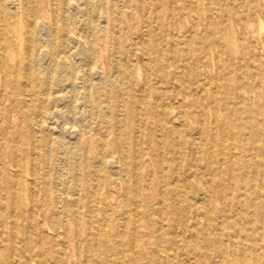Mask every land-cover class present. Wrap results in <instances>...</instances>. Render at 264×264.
<instances>
[{
    "label": "rangeland",
    "instance_id": "rangeland-1",
    "mask_svg": "<svg viewBox=\"0 0 264 264\" xmlns=\"http://www.w3.org/2000/svg\"><path fill=\"white\" fill-rule=\"evenodd\" d=\"M76 1L0 0V264H264V0H187L191 13L180 0ZM158 3L178 10L171 21L154 19ZM61 40L70 65L45 113L34 62L47 75ZM75 133L90 158L105 145L103 167L75 156ZM196 209L208 218L177 242L168 220Z\"/></svg>",
    "mask_w": 264,
    "mask_h": 264
},
{
    "label": "bare ground",
    "instance_id": "bare-ground-1",
    "mask_svg": "<svg viewBox=\"0 0 264 264\" xmlns=\"http://www.w3.org/2000/svg\"><path fill=\"white\" fill-rule=\"evenodd\" d=\"M7 1V0H6ZM78 1V0H77ZM77 1H76V3H77ZM118 1V0H117ZM181 2H182V10L183 11H186V12H189V13H191V11H189V8L187 7V6H189L188 5V2H187V0H180ZM3 2H4V0H3ZM79 4V3H78ZM162 3H158V5L162 8V10H159V8L157 7V8H154V15H155V18L154 19H157L158 17H159V13L160 12H166V15L168 16V19L171 21L172 20V18L177 14V12H178V10L176 9V8H174V6L173 5H170V6H168V7H164L165 6V4H163V5H161ZM20 5V4H19ZM76 6V5H75ZM95 6V5H94ZM76 8V7H75ZM78 8V7H77ZM72 11H75L74 9L72 10ZM68 12H70V11H68ZM77 12V11H76ZM112 12V11H111ZM77 14V13H76ZM147 14V13H146ZM69 18V17H68ZM27 19V18H26ZM6 20V19H5ZM42 20V19H41ZM64 20H65V18L64 17H61L60 18V24L62 23V22H64ZM102 20V19H101ZM43 21V20H42ZM53 22V21H52ZM44 23V22H43ZM101 23V22H100ZM122 23H123V21H122ZM27 24V23H26ZM50 24V23H49ZM38 25V24H37ZM45 25V24H44ZM104 25V24H103ZM1 26V25H0ZM43 26V25H42ZM80 26H82V25H80ZM87 26V24L85 25V27ZM28 27H30L29 25H28ZM89 27H90V25H89ZM40 28H42V29H40V31H42V32H44V33H46V29L48 28V26L46 27V29H45V31H44V27H40ZM58 27H57V25H54L53 27H52V29L50 30V32L47 34V37L49 38V41H54V40H57V32H58ZM64 29V28H63ZM70 30V29H69ZM107 30V29H106ZM62 31V30H61ZM90 31V30H89ZM96 31V30H95ZM63 32V31H62ZM71 32V31H70ZM91 32V31H90ZM147 34V33H146ZM74 35V34H73ZM75 36V35H74ZM80 36H82V35H80ZM147 36V35H146ZM73 37V36H72ZM71 36H69V34H68V32H66V34L64 35V39H66V41H76L74 38H72ZM83 37V36H82ZM90 38V37H89ZM77 39V38H76ZM106 39V38H105ZM30 40V39H29ZM78 40V39H77ZM82 40V39H81ZM89 40V39H88ZM41 41V40H40ZM17 42V41H16ZM29 42V41H28ZM64 42L65 41H63V40H61V45H60V48H52L49 52H47V53H45V51L43 52V54L45 53V55H44V57H47V59H48V61L50 60L51 61V67H50V69L47 71L48 72V78H47V75H45V73H43L42 72V70H41V68H40V63L42 62V60H43V58L41 57L42 56V54H41V56L34 62V74H35V84H33V93L31 94V100H33L32 102H37L38 103V105H39V107L42 109H44L45 110V113H47L48 111L50 112V110H52V104H54L55 102H57L56 101V99L54 98H52V94L53 93H55V94H57V93H59L58 92V87H59V84H60V80L62 79V77H63V75L65 74V72H66V70H68V68H69V65L70 64H68L67 63V58H62V60H61V62L62 63H60L59 64V62L57 61V59L58 58H60V56L59 55H63L64 53H65V51H66V48H64V46H65V44H64ZM81 42H83V41H81ZM87 42V41H86ZM77 43H78V41H77ZM118 43V42H117ZM44 44V43H43ZM84 44V43H83ZM89 44V43H88ZM46 45V44H45ZM117 45V44H116ZM84 46H85V44H84ZM88 47H90V46H88ZM26 48V47H25ZM32 48V47H31ZM117 48V47H116ZM2 49V48H1ZM47 49V48H46ZM137 49V48H136ZM30 50H32V49H28V54H31L32 53V51L30 52ZM42 50V49H41ZM44 50V49H43ZM73 50V49H72ZM138 50V49H137ZM74 51V50H73ZM75 52V51H74ZM69 53H71L70 51H69ZM78 54L80 55V57H82V58H84V59H91L92 60V58H93V53L90 51V48L89 49H86V47L85 48H83L82 47V45H81V48L79 49V52H78ZM72 55V54H71ZM70 55V56H71ZM79 55H78V58H79ZM3 57V56H2ZM72 57V56H71ZM28 58H30L29 56H28ZM27 58V59H28ZM73 58V57H72ZM77 58V57H76ZM81 58V59H82ZM3 59V58H2ZM66 59V60H65ZM71 60V59H70ZM15 61V60H14ZM28 61V60H27ZM28 62H30V61H28ZM82 64V63H81ZM162 64V62L161 61H159V65L162 67V66H164V65H161ZM14 65V64H13ZM28 65H30V63L28 64ZM58 65H60V66H58ZM29 67V66H28ZM200 67V66H199ZM88 69H90V68H88ZM139 69V68H138ZM24 70H26V69H24ZM29 70V69H28ZM71 70V69H70ZM100 70V69H99ZM72 71V70H71ZM138 73H139V71H137ZM52 73H55L56 74V78L53 80L52 79ZM68 73V72H67ZM98 74H101L100 72L98 73ZM70 75V74H69ZM72 75V74H71ZM67 76V75H66ZM73 76V75H72ZM102 76V75H101ZM70 78V77H69ZM77 78V77H76ZM99 78H100V75H99ZM139 78V77H138ZM28 79H29V77H28ZM83 79V78H82ZM98 79V78H97ZM71 80H73V79H71ZM69 81H70V79H69ZM82 81V80H81ZM106 81H107V79H106ZM98 82H100V81H98ZM70 83V82H69ZM73 83H71V85H72ZM113 84V83H112ZM117 84V83H116ZM69 86H70V84H68ZM74 85V84H73ZM82 86H83V84H82ZM73 87L74 86H72V90H73ZM106 89L107 90H109V85H106ZM193 89V88H192ZM83 90V89H82ZM23 91V90H22ZM72 92V91H71ZM88 92V91H87ZM52 93V94H51ZM72 94H74V93H72ZM74 96V95H73ZM79 97V96H78ZM87 97H88V93H87ZM73 98V97H72ZM67 100V99H66ZM72 100H74L75 101V99L73 98V99H71V101ZM83 100V99H82ZM60 101H61V98H60ZM68 101H69V98H68ZM188 101V100H187ZM65 102V101H64ZM71 103V102H70ZM69 103V104H70ZM94 103V102H93ZM72 104V103H71ZM95 105H96V103H94ZM78 105V104H77ZM71 106H73V105H71ZM83 106H84V104H83ZM69 107V106H68ZM72 108V107H71ZM83 109V108H82ZM82 109H81V111H82ZM84 111V110H83ZM218 111V110H217ZM71 112V111H70ZM207 112V111H206ZM68 113H69V111H68ZM82 113V112H81ZM45 115V114H44ZM44 115H43V112L40 110L39 111V113H38V117H37V119L39 120V123L40 122H47L48 120H51V116H46V117H44ZM92 115H93V113H92ZM120 115V114H119ZM161 116H164L165 115V112H164V110L161 112V114H160ZM57 116V115H56ZM62 116H65V115H63L62 114ZM76 116H78V115H76ZM79 116H80V114H79ZM89 116H91V115H89ZM81 117V116H80ZM85 117V116H84ZM173 117V116H172ZM2 118V117H1ZM72 117H70L69 115H68V117H67V120H72L73 121V119H71ZM62 119H63V117H62ZM79 119V118H78ZM87 120V119H86ZM79 121V120H78ZM82 121H83V118H82ZM89 121H90V119H89ZM88 122V121H87ZM72 123V122H71ZM70 123V124H71ZM48 124V123H47ZM95 124H96V120L95 119H93V116H92V119H91V124H89L90 126H91V129H92V131H91V134L93 135V136H95L96 135V126H95ZM40 126H41V124H40ZM62 129V128H61ZM71 130V129H70ZM66 131V130H65ZM77 132H78V130H76ZM38 133H40V131H39V129H38V131H37ZM62 133H63V131H61ZM82 132V131H81ZM51 133V132H50ZM66 134L68 133V132H65ZM73 133V132H72ZM78 134H79V132H78ZM76 135V133H75V135L73 134H69V136H71L72 137V139L73 138H75V139H77V140H79V143H80V147L78 148V152H77V154H75V156L77 157V156H79L80 154H84V153H86V154H88V156L86 157V161L87 162H94L95 164H98V165H100V166H102L103 165V159H104V156H103V154H104V152H105V145L102 143V142H97V140H95V148L96 147H98L97 148V150H98V155L95 157V158H90V152H89V150H86L85 152H84V149H85V146H87L88 147V145H87V141L85 140V138L84 137H82L83 135H82V133H80V135ZM63 135V134H62ZM31 138V137H30ZM68 138V137H67ZM90 140V139H89ZM188 142V141H187ZM226 144V143H225ZM40 147V146H39ZM168 147V149H170V147L169 146H167ZM34 147H32V149H33ZM114 149V148H113ZM110 151V150H109ZM34 152V151H33ZM162 154V153H161ZM37 155V154H36ZM113 158V157H112ZM241 159V158H240ZM87 162H85V165L83 166V169H88L89 168V165L90 164H88ZM117 162V161H116ZM111 165V164H110ZM39 166V165H38ZM94 166V165H93ZM26 167V166H25ZM29 167V166H28ZM103 167V166H102ZM117 167V166H116ZM115 167V168H116ZM166 167V166H165ZM27 168V167H26ZM67 168V167H66ZM65 168V169H66ZM90 174H91V172H88V173H86L85 175L87 176V177H89L90 176ZM26 175V174H25ZM94 181V180H93ZM230 184V183H229ZM70 186V185H69ZM38 187V186H37ZM200 188V187H199ZM33 193V192H32ZM38 193V192H37ZM126 194V193H125ZM214 195L215 196H213V200L214 201H217V202H219V203H221L222 205H228L230 202L229 201H227V200H224L222 197H220V196H218L217 195V193H214ZM37 196V195H36ZM25 197V196H24ZM174 203H173V205H175V203L176 204H180V202H178V201H175V200H172ZM185 201V200H184ZM198 203L200 204V201H198L197 199H195V200H192L191 201V203L190 204H193L194 206H197L198 205ZM183 206L184 207H186L187 205L184 203L183 204ZM170 208H171V210H172V207L170 206ZM60 209V208H59ZM126 209V208H125ZM173 211V210H172ZM178 211H179V209H178ZM185 210H180V212L178 213V216H177V218H176V220H174V219H170V220H168V223H169V225H168V227H167V232L169 233L170 232V230H171V228L173 229L174 228V225H176L177 224V227H176V229H177V235H176V241L178 242V237L179 236H183V235H185V234H188V235H190L189 237H192V236H194V235H197L198 234V231H200L199 230V226H198V222L200 221V220H204V219H207L208 218V216L207 217H205L204 216V213L202 214H200V215H198L197 214V209L194 211V212H192V214L194 215L192 218L190 217H188L187 215H186V213L184 212ZM56 213V212H55ZM185 213V214H184ZM189 213V212H188ZM79 219V218H78ZM212 219V218H211ZM216 219V218H215ZM160 223V225L162 224V221L160 220V221H158V224ZM259 223L261 224L259 227L261 228V229H264V212H261V217H260V221H259ZM19 224V223H18ZM72 226V225H71ZM161 228L163 227V226H160ZM130 228V227H129ZM175 229V230H176ZM174 234H176V232L174 233ZM165 236H168L167 234H165ZM259 236L260 235H258L257 236V238H259ZM256 238V239H257ZM185 239V238H184ZM255 239V240H256ZM174 240V241H175ZM181 241H183V238H182V240ZM189 241L191 242V244L194 246V244H193V238H190L189 239ZM177 242H175V243H177ZM180 243V242H179ZM179 243H177L176 244V246H175V248L174 249H172L170 252V254H172L173 255V259L174 260H177L178 259V257H176L177 255H178V249H179V247L181 246ZM183 243V242H182ZM255 244V246H254V249H255V251L257 252L258 251V245L256 244V243H254ZM180 245V246H179ZM155 249V248H154ZM181 249V248H180ZM184 249V248H183ZM164 250H168V249H164ZM181 252H183L182 251V249H181ZM164 253V252H163ZM219 253V252H218ZM181 256H182V253L180 254ZM180 255H178V256H180ZM131 256V255H130ZM170 256V255H169ZM180 256V257H181ZM188 258L189 259H191V257L189 256H187V260H188ZM164 259L165 258H162V257H157V256H155L154 258H153V264H162L163 263V261H164ZM181 259V258H180ZM81 260V259H80ZM44 261V260H43ZM179 261V260H178ZM181 262H182V260H181ZM179 263H180V261H179ZM164 264H165V261H164Z\"/></svg>",
    "mask_w": 264,
    "mask_h": 264
}]
</instances>
